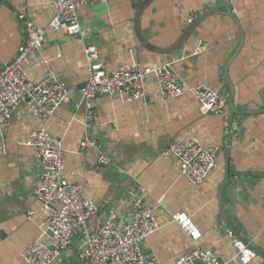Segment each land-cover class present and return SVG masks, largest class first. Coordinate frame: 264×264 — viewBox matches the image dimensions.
I'll list each match as a JSON object with an SVG mask.
<instances>
[{
  "label": "crops",
  "instance_id": "1",
  "mask_svg": "<svg viewBox=\"0 0 264 264\" xmlns=\"http://www.w3.org/2000/svg\"><path fill=\"white\" fill-rule=\"evenodd\" d=\"M56 0H0V71L27 37L26 26L45 31L42 48L29 60L36 83L55 75L69 90L67 103L46 121L21 105L6 130L7 154L0 158V264H27L24 252L47 240L48 209L33 190L42 164L32 134L63 140L66 180L80 186L98 208L94 226L132 221L141 193L159 230L143 244L162 264L196 248L225 262L238 260L223 213L248 244L264 253V0H96L78 11L90 30L86 38L56 32L50 25ZM227 6L233 15L227 12ZM98 50L107 72L124 66L171 68L184 83L176 99L163 98L157 81L146 80V99L101 96L87 106L81 90L90 75L86 49ZM176 53V54H175ZM175 56H177L175 58ZM233 103L221 115L202 111L191 90L205 86ZM90 140L95 144L83 147ZM197 141L218 148L217 167L201 185L182 175L173 142ZM103 160L105 162H103ZM186 213L202 237L193 241L175 221ZM81 242L54 264H85ZM256 264H264L257 255Z\"/></svg>",
  "mask_w": 264,
  "mask_h": 264
},
{
  "label": "built area",
  "instance_id": "2",
  "mask_svg": "<svg viewBox=\"0 0 264 264\" xmlns=\"http://www.w3.org/2000/svg\"><path fill=\"white\" fill-rule=\"evenodd\" d=\"M96 0H56V15L51 29L63 34L86 38L90 30L82 27L78 11ZM27 37L13 58L0 71V158L7 154L6 130L21 105L38 119L46 121L68 101L69 90L59 79L49 74L43 82L36 83L28 76L26 66L45 41V31L26 26ZM90 75L81 95L87 106L97 98L125 96L130 101L146 99V80L154 78L165 99H176L184 92L181 77L169 68H139L124 66L107 72L98 59V50L86 49ZM202 111L221 115L227 101L205 86L191 90ZM95 144L90 140L83 147ZM32 145L42 170L36 176L33 195L48 209L44 235L47 240H37L23 254L27 264H54L64 253L71 252L73 241L81 242L79 257L87 264H162L153 253H144L143 244L160 228L154 212L146 206L139 193L132 202V221L120 224L113 219L94 226L98 218L97 205L86 199L83 189L69 183L64 171L66 150L63 140L43 131L32 134ZM164 157H175L181 164L182 175L195 185L203 184L215 170L219 158L218 148H206L197 141L173 142L163 152ZM103 162H105L103 160ZM175 221L193 240L202 237L200 229L186 213L177 214ZM226 236L235 240L238 260L243 264H256L257 254L236 239L225 226ZM176 264H231L222 261L211 250L196 248L180 257Z\"/></svg>",
  "mask_w": 264,
  "mask_h": 264
},
{
  "label": "water",
  "instance_id": "3",
  "mask_svg": "<svg viewBox=\"0 0 264 264\" xmlns=\"http://www.w3.org/2000/svg\"><path fill=\"white\" fill-rule=\"evenodd\" d=\"M227 12H228V14H229L230 16L233 15V14H232V11L230 10V8H229L228 6H227ZM175 54H176V53H175ZM176 57H177V56H175V58H176ZM169 69L171 70V68H169ZM230 84H231V83L229 82V86H230L231 90H230V97L227 99L228 106H229V108L231 109L232 115H233V114H238V113L240 114L241 112H238V111L235 109V107H234V103H233V90H232L233 85H230ZM259 177H264V174L259 175ZM223 218H224V220H225L227 226L229 227L230 231L233 232V234L235 235V237H236L237 240L243 242V243H244L245 245H247L252 251H254L258 256H261L262 258H264V253H263V252H259L258 250H256V249H254L253 247H251V246L248 244V242H246V240H245L243 237H241V236L236 232V230H235L234 227L232 226L231 222L229 221V218L226 216L225 213H223ZM83 262H84L85 264H87V262H86L85 260H83Z\"/></svg>",
  "mask_w": 264,
  "mask_h": 264
}]
</instances>
